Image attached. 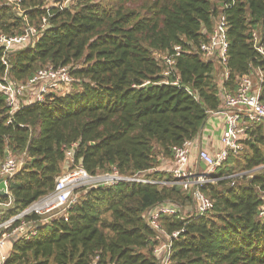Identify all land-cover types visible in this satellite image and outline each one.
<instances>
[{
	"label": "trees",
	"instance_id": "16d2710c",
	"mask_svg": "<svg viewBox=\"0 0 264 264\" xmlns=\"http://www.w3.org/2000/svg\"><path fill=\"white\" fill-rule=\"evenodd\" d=\"M8 1L0 0V33L21 35L47 23L33 46L10 54L9 65L0 46V80L26 82L52 65L70 67L75 81L69 93L50 94L12 115L0 92V165L8 150L26 158L10 180L12 204L0 222L53 191L70 149L73 167L92 175L153 169L150 178L172 179L159 170L172 161L173 148L200 135L210 113L221 110L224 91L235 94L242 76L264 72L252 35H264V0ZM221 13L228 22L229 77L220 85L201 45ZM175 46L182 52L169 66L164 57ZM260 96L264 102V80ZM242 140L244 150L231 153L214 171L216 180L201 187L213 203L205 215L189 222L162 217L167 232L184 228L172 264H264L263 124H253ZM164 204L185 208L192 199L180 186L155 183L83 189L68 220L26 216L37 233L10 236L5 264H159L156 232L144 216Z\"/></svg>",
	"mask_w": 264,
	"mask_h": 264
},
{
	"label": "built area",
	"instance_id": "2783aa9c",
	"mask_svg": "<svg viewBox=\"0 0 264 264\" xmlns=\"http://www.w3.org/2000/svg\"><path fill=\"white\" fill-rule=\"evenodd\" d=\"M73 1L67 0L66 3ZM21 0H9L7 5ZM19 14L22 10L19 9ZM47 20H43L40 28L30 26L21 35H7L0 33V46L4 50L3 62L9 65L10 54L18 47L33 46L40 37L41 29L45 27ZM228 22L225 14L218 15L214 29L210 35L208 43L201 45L203 57L223 68V80L229 77L227 69L228 62ZM253 39L256 49L264 55V35L259 31H253ZM175 53L164 57L166 63L172 66L175 58L181 54V47L175 46ZM170 70L165 72L166 75ZM256 78V79H255ZM264 80V72L261 69H254L253 72L242 76L238 81L235 94L223 92L222 108L218 112L225 119V129L220 138L219 148L211 152L207 148H198L195 140H188L183 145L173 148V166L169 169L159 171L168 172L172 179L159 181L148 176L153 169L137 172L127 176L120 174L117 170L92 175L81 166L73 167L74 151L70 149L67 153L66 164L69 168L56 180L53 191L35 201L28 208L19 214L0 222V264H5L7 255L3 252L7 239L14 234H21L27 238L37 233L34 222L25 221L24 218L31 214H37L42 221H49L57 217H65L68 220L69 210L80 199L81 190L95 186L109 187L119 182L127 183H155L167 186H180L192 199L194 212L190 213L183 207L172 205H159L150 208L145 213V220L156 232L153 252L159 259V264H172L173 243L178 239L184 228L167 232L162 225V217L176 216L179 221H193L205 215L212 207V201L201 190L207 182L216 179L212 177L214 171L221 166L228 156L240 154L245 145L242 137L246 131L251 129L253 124L261 123L264 126V102L261 101V85ZM75 81L70 67L56 68L52 65L43 67L26 82H17L9 76L0 80V92L6 95V103L9 113L15 112L44 101L50 94L64 95L70 92V87ZM174 84H177L174 82ZM213 113V112H211ZM196 152V154H195ZM192 155L195 161L192 162ZM26 163L25 153L16 156L8 150L0 165V178H4L7 185L6 196L8 202H0V208H10L12 198L9 190L10 180L22 169ZM157 171V170H155ZM237 173L234 176H241ZM261 214H264V207ZM22 221L14 226L15 222ZM32 225L31 227H29Z\"/></svg>",
	"mask_w": 264,
	"mask_h": 264
},
{
	"label": "crops",
	"instance_id": "0c3cea01",
	"mask_svg": "<svg viewBox=\"0 0 264 264\" xmlns=\"http://www.w3.org/2000/svg\"><path fill=\"white\" fill-rule=\"evenodd\" d=\"M218 83L221 85L223 78V68L215 64ZM225 129V119L222 114L218 112L210 113L208 119L203 125L200 135L195 139V144L198 148H207L211 152H215L219 148L220 138L223 135ZM196 154V152H195ZM195 156L192 158V162L195 161ZM173 166V162L165 160L162 163V168L169 169ZM187 209V207H185ZM190 209V207H189ZM6 208H0V217L3 215Z\"/></svg>",
	"mask_w": 264,
	"mask_h": 264
},
{
	"label": "water",
	"instance_id": "95a60500",
	"mask_svg": "<svg viewBox=\"0 0 264 264\" xmlns=\"http://www.w3.org/2000/svg\"><path fill=\"white\" fill-rule=\"evenodd\" d=\"M6 189H7V185L5 183L4 178H0V196L2 197L6 196Z\"/></svg>",
	"mask_w": 264,
	"mask_h": 264
},
{
	"label": "rangeland",
	"instance_id": "374dc122",
	"mask_svg": "<svg viewBox=\"0 0 264 264\" xmlns=\"http://www.w3.org/2000/svg\"><path fill=\"white\" fill-rule=\"evenodd\" d=\"M219 65V64H218ZM256 79V78H255ZM218 81H219V79H218ZM73 89V85H71V87H70V91ZM69 166L70 165H68V164H66L65 165V169L67 170L68 168H69ZM86 189H89V188H84V191L86 190ZM189 207H190V213H192V212H194V206H193V203L192 204H189V205H187V209H185V210H189Z\"/></svg>",
	"mask_w": 264,
	"mask_h": 264
}]
</instances>
